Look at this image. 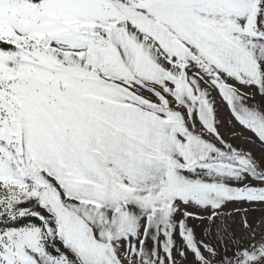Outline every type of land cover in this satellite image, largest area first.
<instances>
[{
	"label": "snow or ice",
	"instance_id": "obj_1",
	"mask_svg": "<svg viewBox=\"0 0 264 264\" xmlns=\"http://www.w3.org/2000/svg\"><path fill=\"white\" fill-rule=\"evenodd\" d=\"M257 208L264 0H0V264H264Z\"/></svg>",
	"mask_w": 264,
	"mask_h": 264
},
{
	"label": "rangeland",
	"instance_id": "obj_2",
	"mask_svg": "<svg viewBox=\"0 0 264 264\" xmlns=\"http://www.w3.org/2000/svg\"><path fill=\"white\" fill-rule=\"evenodd\" d=\"M220 118L225 121L224 127L221 129L223 132H225V134L227 135L228 131H229V125L227 124V120L229 119V114L227 112V110L221 106L220 108ZM233 123H235L233 121ZM247 135V134H246ZM235 143L243 145L245 147H252L253 150L256 152V154L259 156L260 153V149L256 146L250 145V144H246L243 140H237L235 141ZM249 219L255 224L257 222L260 223V227L264 228V208H257L256 211L254 212H250L249 213ZM237 223L239 222V217L236 218Z\"/></svg>",
	"mask_w": 264,
	"mask_h": 264
}]
</instances>
